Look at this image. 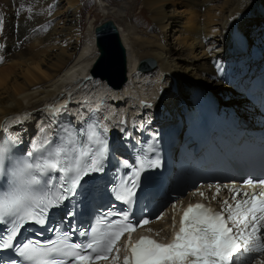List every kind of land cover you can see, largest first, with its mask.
<instances>
[{
  "label": "bare ground",
  "instance_id": "bare-ground-1",
  "mask_svg": "<svg viewBox=\"0 0 264 264\" xmlns=\"http://www.w3.org/2000/svg\"><path fill=\"white\" fill-rule=\"evenodd\" d=\"M83 1L0 0V18L4 19L3 25L0 26V125L3 118L9 114L32 112L45 101L51 102L52 99L55 100L51 104L53 107H47L46 111L65 108L78 121L93 105H97L109 115L105 121H116V114L112 115L108 102L103 103L107 98L111 99L110 96L107 97L103 91L96 90L89 96V90L97 88L100 77L96 79L90 74V68L94 67L98 57L94 45L96 26L89 24V38L80 43L79 25L86 7L81 4ZM137 3L140 8L136 12L139 7ZM263 10L264 0L131 1L125 20L134 21L142 28L148 27V31H134L130 35L125 23H117L120 41L126 53V79L136 77L134 74L140 70L138 65L144 58L153 60L155 66L148 71L157 66V72L169 76L171 80L168 103L164 108L172 111H180L177 102L188 93L186 86L191 84L223 92L221 90L226 89V86L222 81L226 77L239 74L238 67H243L246 63L244 57L238 55L234 48L232 32L238 27L247 33L262 36ZM169 37L171 42L168 41ZM173 76L177 86L176 92L171 90ZM77 77L92 79L86 89L78 87L75 90L73 99L79 100L81 106L73 108L68 106L67 99L71 98V90L78 85L73 83ZM102 80L108 84L106 79ZM104 81L100 83L104 84ZM129 83L128 80L123 90ZM149 83L152 85V80L149 79ZM111 87L114 85L111 84ZM62 90L64 95H61ZM230 91L234 92L232 88ZM96 94L97 96H94ZM83 97L86 99H82ZM226 103L235 104L236 100L229 99ZM247 108L248 110L243 111ZM249 108L243 106L242 114H250V117L258 119L253 109ZM6 127L12 132L7 125ZM119 129L111 134V137L121 149L126 141L117 138L118 132H122V128ZM231 180H221L218 184L231 185ZM184 184L187 187L185 195L173 194V188L171 189L170 194L175 199L163 208L162 216L148 226L152 229V234L166 225L171 228L173 217L177 223L183 209L190 202L208 200L215 201L220 206L221 201L230 200L232 195L228 189L222 188L217 199L212 200L215 188L209 189L208 185L196 188L194 184H191V187L188 183ZM198 190L203 191L206 198L199 194L193 195ZM174 203L177 206L175 210ZM254 257L248 264L264 261V253L254 254Z\"/></svg>",
  "mask_w": 264,
  "mask_h": 264
},
{
  "label": "snow or ice",
  "instance_id": "snow-or-ice-1",
  "mask_svg": "<svg viewBox=\"0 0 264 264\" xmlns=\"http://www.w3.org/2000/svg\"><path fill=\"white\" fill-rule=\"evenodd\" d=\"M51 111L57 113L60 108ZM107 131L98 121L86 122L85 128L66 131L63 138L39 146L33 142L26 156L17 158L11 167L5 165V160L16 140L0 138V175L9 180L6 187L0 186V252L13 253L8 258L0 256V264H118L121 252L122 264H248L255 258L253 254L264 253V179L243 182L249 188H259V192L243 191L234 185H208L209 189L215 188L212 200L222 188L232 193L230 200L221 201L219 210L203 203L189 204L170 243H159L150 236L133 240L138 227L152 222L147 217L137 221L130 216L142 173L161 165L159 158L147 155H137L134 164L122 162L130 171L113 187L111 195L128 209L116 213L117 219H107L112 213L109 208L88 230L80 231L74 225L68 230L49 229L55 233L53 239L18 243L19 234L28 225L46 226L51 211L76 196L86 176L104 171ZM143 151L154 149L148 146ZM196 194L206 198L203 191ZM176 207L174 203L173 209ZM175 223L173 217V226ZM77 232L87 240L74 241ZM125 235L127 239L121 246Z\"/></svg>",
  "mask_w": 264,
  "mask_h": 264
},
{
  "label": "rangeland",
  "instance_id": "rangeland-1",
  "mask_svg": "<svg viewBox=\"0 0 264 264\" xmlns=\"http://www.w3.org/2000/svg\"><path fill=\"white\" fill-rule=\"evenodd\" d=\"M131 1H134V0H88V2H85V0H84L83 3H81L82 5L85 4L86 7H85V5L83 6L85 8H84V11L82 13V20H81L80 25H79V33H80L79 38L81 40L80 43H84L89 38V36H88L89 31L87 30L89 24H91L92 26L95 27V26L101 24L102 22H104L105 20H112L117 28H118L117 23H120V24L125 23L127 30H128L127 32H129L130 35H132L133 34L132 32H134V31L141 33L143 30V31L147 32L148 27L142 28L141 26H138L137 24H135L134 21L130 22L129 19L125 20L126 15L128 13V10H129V7H130V4H131ZM137 7L138 8L136 9V12L140 8V5L138 3H137ZM0 19H2V21L4 22L3 18H0ZM94 40H95V38H94ZM168 41L171 42L172 39L169 37ZM95 49H96V47H95ZM96 51H97V49H96ZM144 59H146V58H144ZM156 67L153 70L148 71V72H143V70L136 71V72H138V73L134 74V75H136V77L135 76L132 77L133 79L132 78L130 79L129 77H127V79H126L125 83L122 85V87H120V88L112 87L113 89H115L114 91L110 87H108L107 83L104 80L99 78L100 82L104 81L103 86L101 87L102 83L99 82L96 89H90L89 90L90 91L89 96H91L96 91H98V92L103 91L102 93L105 94V96L108 95L112 99H116V101L119 103V106L116 107V109H118V108L121 109L122 115H123L122 119H124V120L129 119L130 122L133 123L134 121L131 120V117H129V115L133 113V107L140 100H143L145 102H153L155 95H159L158 100L160 103H162L163 105L168 103V95L170 93V86L169 85H170L171 80H170L169 76H167V75L166 76L160 75L159 74L160 71L157 72ZM241 67L242 66L238 67L239 71H240ZM173 77H175V76H173ZM220 77H223V76L220 75ZM95 78L97 79V77H95ZM149 79H150V81L152 80V82H153L152 85L150 84L151 82L149 83ZM128 80L130 83L128 84L127 88L123 90L124 85L128 82ZM222 83H223V81H222ZM95 84H97V83H95ZM211 85H213V83H211ZM206 88H208V87L206 86ZM63 90L61 93H63ZM227 90H231V88L226 87V89H224V91H227ZM184 91H186L185 88H184ZM72 92H75V89L71 90V94H72ZM228 95H229L228 96L229 99L236 100V102H239L241 108L243 106H245L243 104L244 102H243L242 98L241 97L239 98L238 96H236L237 94H235V92L229 91ZM73 96H75V95H73ZM82 96L83 95H80V97H82ZM185 97L186 96H184V98ZM82 99H84V97ZM72 100H74L76 102L79 101L75 98ZM128 102H130V103H128ZM45 103H46V101L44 102V104ZM108 104H109V102H108ZM41 106L42 105L38 106L36 110L32 111L31 113H28V115L25 117H28L29 119H31L33 112H35V111L40 112ZM108 106L111 109V111H113V106L110 104ZM170 112L172 114L174 113L171 109H170ZM126 113H128V114H126ZM127 115H128V117H127ZM119 116H120V114L116 113L115 120ZM41 119H43V117ZM186 190H187L186 185L184 183L180 182V183L176 184L175 188H173L172 193L183 195L186 192ZM168 228H169L168 225H166V226L162 227L161 229H159L158 231L154 232L153 234L156 233L157 238H162L167 233Z\"/></svg>",
  "mask_w": 264,
  "mask_h": 264
},
{
  "label": "water",
  "instance_id": "water-1",
  "mask_svg": "<svg viewBox=\"0 0 264 264\" xmlns=\"http://www.w3.org/2000/svg\"><path fill=\"white\" fill-rule=\"evenodd\" d=\"M94 37L98 57L90 68L91 76L106 79L116 88L122 87L126 81V53L116 25L112 20L102 22L94 28ZM154 66L155 62L146 58L140 61L138 69L148 71Z\"/></svg>",
  "mask_w": 264,
  "mask_h": 264
}]
</instances>
